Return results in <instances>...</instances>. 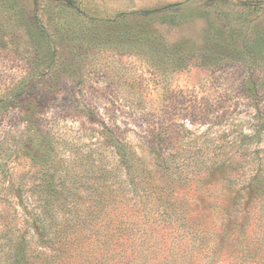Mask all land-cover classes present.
I'll return each mask as SVG.
<instances>
[{
    "label": "rangeland",
    "instance_id": "obj_1",
    "mask_svg": "<svg viewBox=\"0 0 264 264\" xmlns=\"http://www.w3.org/2000/svg\"><path fill=\"white\" fill-rule=\"evenodd\" d=\"M169 3L180 5L143 13ZM160 121L179 137L166 151L225 158L240 131L264 126V0H0V264H48L52 235L35 226L37 206L56 190L72 202L73 186L92 184L107 127L157 176L143 140ZM259 137L249 150L260 157L264 127ZM228 176L197 183L219 206H244L252 190H227ZM237 241L229 250L248 255Z\"/></svg>",
    "mask_w": 264,
    "mask_h": 264
},
{
    "label": "trees",
    "instance_id": "obj_2",
    "mask_svg": "<svg viewBox=\"0 0 264 264\" xmlns=\"http://www.w3.org/2000/svg\"><path fill=\"white\" fill-rule=\"evenodd\" d=\"M179 5L169 3L143 13L164 12ZM157 123L143 140L150 148L157 176L125 134L107 127L103 144L110 150L104 165L91 176L92 184L73 186L70 192L77 198L72 202H60L56 190L55 201L39 203L35 226L42 234L52 235L48 238L53 253L45 262L264 264V155L259 157L255 154L258 150H249L259 141L263 124L255 134L240 131L230 141L237 153L225 158L194 150L188 154L166 151L173 139L179 140L178 133L174 135L172 123ZM224 168L229 171L227 190H252L244 206L237 199L219 206L208 184L197 183ZM220 177H226L224 172ZM208 209L221 211L218 221H207L203 213ZM53 210L51 222L47 214ZM231 213L236 214L239 224L229 217ZM229 228L235 230L229 232ZM237 230L244 238L229 239ZM230 240L237 241L236 249L251 252L240 255L229 250Z\"/></svg>",
    "mask_w": 264,
    "mask_h": 264
}]
</instances>
